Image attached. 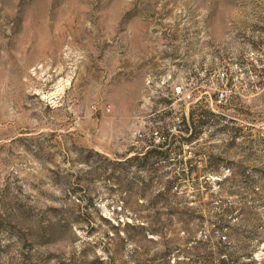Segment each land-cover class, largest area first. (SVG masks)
<instances>
[{
	"label": "rangeland",
	"instance_id": "1",
	"mask_svg": "<svg viewBox=\"0 0 264 264\" xmlns=\"http://www.w3.org/2000/svg\"><path fill=\"white\" fill-rule=\"evenodd\" d=\"M261 171L264 0H0V264H264Z\"/></svg>",
	"mask_w": 264,
	"mask_h": 264
},
{
	"label": "trees",
	"instance_id": "2",
	"mask_svg": "<svg viewBox=\"0 0 264 264\" xmlns=\"http://www.w3.org/2000/svg\"><path fill=\"white\" fill-rule=\"evenodd\" d=\"M193 121L198 123L200 122L198 119H193ZM173 144V140H168L167 136L165 135L162 139V141H159L158 143L154 144V137H150L146 140V146H149V150L145 153L143 159L150 158L158 159L166 158L170 152H171V145ZM166 146V148H164ZM137 159V157H136ZM237 175L233 176V180L236 179ZM239 182L241 183L240 188L241 192H239L240 196V202L243 203V205H246V203L252 204L251 206H248L247 208L252 211L253 205L257 202H264V188L259 191L258 187H256L254 184L257 181H260L264 183V171H261L258 173V175H255L254 178L246 175V174H239L238 175ZM234 185H236V182L234 180ZM250 197V199H249ZM244 207L236 208L232 205H226L222 206L220 208V212H218L215 215L214 221H213V227L214 231L216 233H220L221 236H228L232 237L234 228L233 224H231V219H235L237 222L250 224V221L255 220V218H252V220H247L243 215L245 214ZM236 212V213H235ZM253 222V221H252ZM254 227V226H253ZM250 232V231H249ZM251 238V237H248ZM259 243V241L257 242ZM216 253L218 256H222L220 259L217 260L216 263L209 262L207 264H256L257 261L253 258V250L252 249H242L241 254L234 256V254L229 253L228 245L226 244V241L221 240L219 238L216 241ZM228 251V252H227Z\"/></svg>",
	"mask_w": 264,
	"mask_h": 264
},
{
	"label": "built area",
	"instance_id": "3",
	"mask_svg": "<svg viewBox=\"0 0 264 264\" xmlns=\"http://www.w3.org/2000/svg\"><path fill=\"white\" fill-rule=\"evenodd\" d=\"M176 91H179V89L177 88ZM226 100V94L225 92L223 91H218L216 93V96H215V101L214 102H217V103H222Z\"/></svg>",
	"mask_w": 264,
	"mask_h": 264
}]
</instances>
